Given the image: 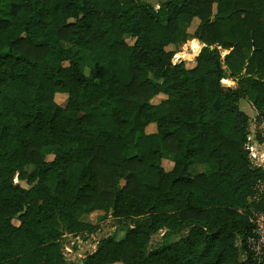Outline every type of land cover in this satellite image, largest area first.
Listing matches in <instances>:
<instances>
[{
  "label": "trees",
  "instance_id": "1",
  "mask_svg": "<svg viewBox=\"0 0 264 264\" xmlns=\"http://www.w3.org/2000/svg\"><path fill=\"white\" fill-rule=\"evenodd\" d=\"M241 98L264 118V0H0V264H264ZM94 209L131 223L65 257Z\"/></svg>",
  "mask_w": 264,
  "mask_h": 264
},
{
  "label": "rangeland",
  "instance_id": "2",
  "mask_svg": "<svg viewBox=\"0 0 264 264\" xmlns=\"http://www.w3.org/2000/svg\"><path fill=\"white\" fill-rule=\"evenodd\" d=\"M151 3H153L157 7V3L162 0H148ZM197 17H194L188 27L189 32L191 33L193 29L195 28L197 24ZM125 37H127L128 40H131L129 37V34H125ZM194 38H197L196 36L190 35L187 37L186 40L180 41L177 43L170 44V47L172 48H184L186 47L188 49L189 53H192L195 49V47L192 44V40ZM198 39V38H197ZM199 40V39H198ZM199 47L196 49L198 51L201 46V42L199 41ZM63 45H68L66 42H62ZM223 53L226 50H222ZM187 64H191L193 62V56H185ZM85 73H88L89 67L86 65L84 67ZM224 83L227 84H236V81L232 78H224L222 80ZM161 95H157L154 97V101H157ZM56 100L63 104L66 100V94L65 93H56L55 95ZM240 107L245 110L251 117L250 120V138L251 142L253 144V151H252V157L254 158V161L258 164L263 165L264 167V118H260L258 116L257 110L251 105L250 101L247 98H241L239 100ZM153 123V122H151ZM150 124V123H149ZM147 125L146 128H149L150 125ZM262 136L263 140L259 141L258 137ZM56 149V147H53V151ZM52 156V153L48 154V157L50 158ZM196 166V167H195ZM28 169H31L32 165L26 166ZM194 167L192 171L203 169L204 165L202 163L196 162L194 164ZM15 182H19L20 184L24 186H28V182L24 179H18L16 176L14 177ZM48 184L53 187L54 182L49 180ZM252 198V197H251ZM254 198V197H253ZM251 210L255 211L257 209L251 208ZM80 218L85 219L87 221H90L92 224L91 230H83L78 232L77 234H73L70 232H65L61 237L62 242V251L65 257H70L69 259L74 260H82V258L89 252L92 251L93 248L96 246L97 240L104 235L112 234L115 238H120L124 235L126 228L131 223L130 219H118L114 216H112L109 212H105L102 209H94L90 212H81L79 213ZM186 230H183L182 232H176L170 229H167L165 227L160 228L156 233H154L151 236V243H160L162 241H172L179 237L181 233H184ZM72 247L74 249V252L68 251L67 247ZM119 264V263H115Z\"/></svg>",
  "mask_w": 264,
  "mask_h": 264
},
{
  "label": "built area",
  "instance_id": "3",
  "mask_svg": "<svg viewBox=\"0 0 264 264\" xmlns=\"http://www.w3.org/2000/svg\"><path fill=\"white\" fill-rule=\"evenodd\" d=\"M251 147L253 148V144H251ZM253 161H254V158H253ZM256 187H257V191L255 192L253 197L257 199L262 193V191L264 190L263 182L259 180ZM250 220L254 224V228H253L254 233L248 237V244H249V247L254 251V253L257 254V256H260L264 252V210H261V209H257L255 211L252 210L251 215H250ZM66 247L69 252L70 251L74 252V249L72 247H69V246H66Z\"/></svg>",
  "mask_w": 264,
  "mask_h": 264
},
{
  "label": "crops",
  "instance_id": "4",
  "mask_svg": "<svg viewBox=\"0 0 264 264\" xmlns=\"http://www.w3.org/2000/svg\"><path fill=\"white\" fill-rule=\"evenodd\" d=\"M157 6H158V3H157ZM156 7V6H155ZM201 43H203V42H201Z\"/></svg>",
  "mask_w": 264,
  "mask_h": 264
},
{
  "label": "water",
  "instance_id": "5",
  "mask_svg": "<svg viewBox=\"0 0 264 264\" xmlns=\"http://www.w3.org/2000/svg\"><path fill=\"white\" fill-rule=\"evenodd\" d=\"M203 44H204V43H202L201 46H202ZM201 46H200V47H201Z\"/></svg>",
  "mask_w": 264,
  "mask_h": 264
}]
</instances>
